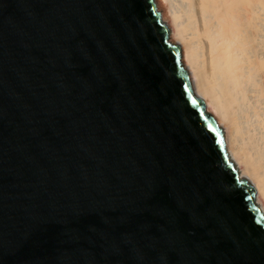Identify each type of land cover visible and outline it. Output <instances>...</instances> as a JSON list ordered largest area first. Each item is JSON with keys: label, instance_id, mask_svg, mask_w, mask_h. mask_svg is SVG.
<instances>
[{"label": "water", "instance_id": "95a60500", "mask_svg": "<svg viewBox=\"0 0 264 264\" xmlns=\"http://www.w3.org/2000/svg\"><path fill=\"white\" fill-rule=\"evenodd\" d=\"M0 264H264L156 0H0Z\"/></svg>", "mask_w": 264, "mask_h": 264}, {"label": "bare ground", "instance_id": "6f19581e", "mask_svg": "<svg viewBox=\"0 0 264 264\" xmlns=\"http://www.w3.org/2000/svg\"><path fill=\"white\" fill-rule=\"evenodd\" d=\"M163 1L195 95L225 130L264 214V0Z\"/></svg>", "mask_w": 264, "mask_h": 264}, {"label": "rangeland", "instance_id": "374dc122", "mask_svg": "<svg viewBox=\"0 0 264 264\" xmlns=\"http://www.w3.org/2000/svg\"><path fill=\"white\" fill-rule=\"evenodd\" d=\"M162 2H164L163 0H158V4H159V9H160V11H161V13L162 12H164V13H167V6H166V4H165V2L164 3H162ZM162 5V6H161ZM179 44V43H178ZM183 50V49H182Z\"/></svg>", "mask_w": 264, "mask_h": 264}]
</instances>
